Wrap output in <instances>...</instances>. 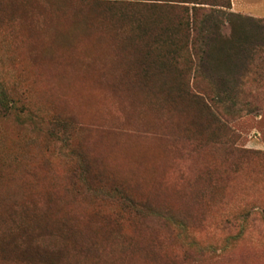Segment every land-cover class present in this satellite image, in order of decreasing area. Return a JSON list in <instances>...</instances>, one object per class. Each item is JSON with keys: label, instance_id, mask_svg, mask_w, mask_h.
<instances>
[{"label": "rangeland", "instance_id": "rangeland-1", "mask_svg": "<svg viewBox=\"0 0 264 264\" xmlns=\"http://www.w3.org/2000/svg\"><path fill=\"white\" fill-rule=\"evenodd\" d=\"M186 7L0 0V264H264V55L218 93Z\"/></svg>", "mask_w": 264, "mask_h": 264}, {"label": "trees", "instance_id": "trees-1", "mask_svg": "<svg viewBox=\"0 0 264 264\" xmlns=\"http://www.w3.org/2000/svg\"><path fill=\"white\" fill-rule=\"evenodd\" d=\"M183 2L192 3L191 8L186 7L185 24L187 27L190 26L193 32V42L196 35V40L200 39L202 47L198 49V44H195L192 48L195 57H200L195 73L205 74L211 83L215 84L216 90L218 88V93H227L230 87L242 85L250 73V67L253 66L256 56L264 55V18L224 11L223 7L232 10L231 0H227L226 5L218 4L221 8L217 9L213 7L217 4L207 0H183ZM223 17L230 24L228 36L221 32ZM214 41H218L223 54L214 49ZM233 50L239 51V60L234 66L229 67L227 63L235 56L231 52ZM216 54L223 56L222 64L212 61Z\"/></svg>", "mask_w": 264, "mask_h": 264}, {"label": "crops", "instance_id": "crops-1", "mask_svg": "<svg viewBox=\"0 0 264 264\" xmlns=\"http://www.w3.org/2000/svg\"><path fill=\"white\" fill-rule=\"evenodd\" d=\"M231 5L235 12L264 18V0H231Z\"/></svg>", "mask_w": 264, "mask_h": 264}]
</instances>
